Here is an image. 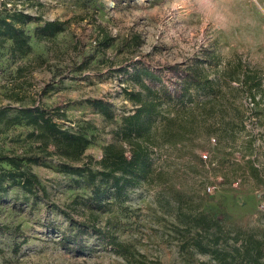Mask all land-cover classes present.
<instances>
[{"label": "rangeland", "instance_id": "obj_1", "mask_svg": "<svg viewBox=\"0 0 264 264\" xmlns=\"http://www.w3.org/2000/svg\"><path fill=\"white\" fill-rule=\"evenodd\" d=\"M4 2L8 7L39 13L45 18L68 20L65 29L51 38H31L32 51L17 61L9 57L10 41L0 47V105L11 104L7 111V116H11L19 104L34 99L47 106L62 103L64 115L56 117L57 122L85 132L91 140L82 160L99 159L103 145L114 139L113 130L121 115L132 110L124 89L138 86L121 69L128 67L132 71L131 67L140 59L160 70L161 82L171 88L176 78L167 70L168 65L184 66L200 55L202 48L216 49L222 59L238 51L242 59L261 69L264 81V0H0V9ZM33 26H28L30 31ZM106 32L115 40L102 48L98 42ZM133 33L141 38L136 47L132 44ZM18 65L23 68L17 75ZM12 89L19 91L20 101L10 98L8 91ZM190 92L201 98L202 94L194 88ZM87 98L108 101L113 119L105 118L87 104ZM255 110L252 129L256 144L264 146L260 138L264 134V107L259 105ZM28 129L24 123L0 122V151L41 155L31 168L45 185L49 201L64 206L77 194L87 195L88 188L77 185L72 178L75 176L59 169L56 154L45 155L36 143L26 139ZM240 145L237 142V148ZM206 148L214 146L203 137L199 144L162 150L176 167L172 188L201 183L203 208L213 211L227 224L264 228V192L260 189L264 183L226 168L243 162L242 158L231 160L227 156L229 148L226 152L215 146L211 158L217 164L207 167L199 160L200 151ZM256 153L257 162L264 165V147H258ZM223 174L230 179L241 177V181L227 184ZM211 179L219 181V188L206 194L203 187ZM154 193V189L145 186L130 190L126 202L128 216L113 210L103 214L102 223L107 216L118 217L120 238H131L148 257L158 256L164 264H215L207 255L180 248L181 236L171 230L168 223L172 217L158 209ZM0 222L9 227L20 225L26 236L25 242L20 243L22 236L0 233V264H128L123 256L97 242L89 231L79 236L88 248L64 247L59 243L61 232L72 231L64 216L18 187L9 190L0 201Z\"/></svg>", "mask_w": 264, "mask_h": 264}, {"label": "trees", "instance_id": "obj_2", "mask_svg": "<svg viewBox=\"0 0 264 264\" xmlns=\"http://www.w3.org/2000/svg\"><path fill=\"white\" fill-rule=\"evenodd\" d=\"M30 24L34 25L32 31L28 28ZM67 24V19L45 18L39 13L8 7L4 2L0 9V47L10 41L9 57L17 61L32 51L31 38L38 41L51 38ZM131 39L135 47L141 42L138 33H133ZM114 40L115 37L106 32L98 43L105 48ZM22 68L21 65L16 67L17 75ZM131 68L132 71L128 67L121 70L138 86L124 89L133 108L121 115L113 130L114 139L103 145L99 159L82 160L91 140L85 132L71 130L57 122L56 117L64 115L62 103L47 106L34 99L31 103L19 104L11 116H7L11 104L0 105V122L28 126L26 139L36 143L45 155L56 154L60 159L59 169L75 176L73 181L89 190L87 195H75L64 206L53 203L48 200L45 185L31 168L40 161V154L0 151V201L9 190L18 187L34 200L55 209L72 230L61 232L59 240L68 249L88 248L79 236L89 231L97 242L123 256L128 264H164L158 256L148 257L131 238H120L118 217L107 216L102 223L103 214L113 210L127 217L129 191L145 186L155 190L153 200L158 209L172 217L168 224L181 236L180 248L188 247L207 255L215 264H264V228L227 224L213 211L203 208L199 195L201 183L172 188L176 167L162 152L170 146L199 144L203 137L208 139L213 135L218 149L229 148V155L234 151L249 155L243 162L226 168L234 173L239 170L242 175L248 174L256 183L263 184L262 170L255 165V157L258 147L264 146L256 144L255 133L245 125L249 116H255L257 106L264 107L261 69L242 59L238 51L222 59L221 54L211 48H202L201 54L184 66L168 65L167 70L176 78L171 88L161 82L160 70L153 69L151 63L146 65L140 59ZM192 88L202 94L201 98L191 95ZM46 90L47 87L43 88V92ZM8 92L10 98L22 99L19 91ZM247 96L254 100L251 110L244 103ZM85 101L105 118L113 119L108 101L100 98ZM237 142L241 144L239 148ZM237 178L230 179L223 174L227 184ZM261 199L264 201V193ZM262 216L264 218V211ZM0 233L22 236L20 243L26 240L20 225L9 227L0 222Z\"/></svg>", "mask_w": 264, "mask_h": 264}, {"label": "built area", "instance_id": "obj_3", "mask_svg": "<svg viewBox=\"0 0 264 264\" xmlns=\"http://www.w3.org/2000/svg\"><path fill=\"white\" fill-rule=\"evenodd\" d=\"M244 103L247 106V108L249 110H251V108L254 107V100L252 99V97L247 96L244 98ZM250 112V111H249ZM248 112V113H249ZM254 124V117L253 116H249V118H247L245 120V125L247 128H249V130H251L253 133H255L252 129V125ZM260 138L264 141V134H260ZM217 142V139L215 136H210L208 138V143L213 147L215 146ZM215 151L213 148H206L204 150H201L199 153V160L201 162H203L207 167H212V166H216L217 161L213 160L211 158V152ZM231 157V160H245L249 157V155H243L240 151H234L232 154L229 155ZM235 156V157H234ZM251 157H255V155H251ZM242 158V159H241ZM255 159V158H254ZM255 165L258 166L259 168H261L262 170V177L264 178V165L257 162V160L255 159ZM220 180V179H218ZM241 178L238 177L233 183L238 184L240 183ZM219 188V181L215 180V179H211L204 187H203V191L206 194H212L213 192L216 191V189ZM263 192H264V186H262L260 188ZM261 206L264 208V202L261 203Z\"/></svg>", "mask_w": 264, "mask_h": 264}]
</instances>
